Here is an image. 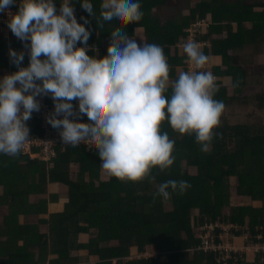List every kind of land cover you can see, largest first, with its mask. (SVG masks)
Masks as SVG:
<instances>
[{
  "label": "trees",
  "instance_id": "trees-1",
  "mask_svg": "<svg viewBox=\"0 0 264 264\" xmlns=\"http://www.w3.org/2000/svg\"><path fill=\"white\" fill-rule=\"evenodd\" d=\"M81 2L72 0V5L78 23L90 32L87 45L78 43L92 47L88 55L107 56L102 40L112 43L114 29L124 27L131 37L135 27H140L145 43L164 49L173 80L177 68L189 70L186 54H178L177 44L186 43L188 29L210 16L207 32L197 30L194 40L205 43L202 52L209 62L216 57L221 60L205 68L217 77L219 91L214 98L225 109L241 105L247 112L244 120L234 124L222 114L208 153L200 150L194 135L181 136L163 123L161 130L175 141V162L164 172L153 169L154 181L122 182L109 176L102 181L98 151L87 148L58 147L51 163L21 153L17 157L0 154V264H90L91 259L96 264H250L243 253H231L223 261L221 251L198 250V234L210 225L231 224L246 227L250 243L264 247V127L255 117L256 107L263 104L243 94L250 77L248 57L243 55L264 43V0H138L144 13L138 23L125 26L114 19L103 22V28L97 23L102 0H90L94 17ZM59 4L55 0V8ZM23 45L20 39H8L0 32V79L18 71L8 55L10 49L17 52ZM95 47H99L98 55ZM28 65L29 56L24 55L19 67ZM228 78L232 94L224 82ZM170 92L171 88L166 95ZM72 166L78 169L76 179ZM232 179L237 185L231 184ZM168 180H183L191 187L183 195L169 189L170 198L164 200L156 192ZM53 185L66 190L63 212L49 215L39 225L21 223L20 217L47 215L48 206L60 202V193H50ZM246 203L261 207L254 209ZM195 212H199L197 219ZM40 225L47 231L42 232ZM220 232L215 231L217 236ZM230 233L242 236V231ZM82 235L92 238L80 243ZM221 242L217 239L218 245ZM148 248L154 257L131 258L132 251L143 255ZM253 264H264V251L254 254Z\"/></svg>",
  "mask_w": 264,
  "mask_h": 264
},
{
  "label": "clouds",
  "instance_id": "clouds-1",
  "mask_svg": "<svg viewBox=\"0 0 264 264\" xmlns=\"http://www.w3.org/2000/svg\"><path fill=\"white\" fill-rule=\"evenodd\" d=\"M14 3L0 0V12ZM70 4L63 0L57 14L53 0H20L18 11L9 14L11 32L30 41L25 45L29 65L19 67L24 53L9 50L18 71L0 79V154L17 157L22 152L30 137L26 122L40 110L36 97L49 94L54 112L47 122L59 130L63 144L83 142L96 149L102 170L122 182L154 181L153 169L164 172L174 164L175 141L161 130L165 122L181 136L194 135L208 153L225 105L214 98L217 77L205 70L208 57L198 44L183 45L189 70L174 80L164 49L138 44L124 27L110 32L107 56H90L85 47H77L87 45L90 32L77 22ZM81 7L95 16L90 0H82ZM143 15L138 0H102L97 23L103 28V22L115 19L127 26ZM80 115L88 122L69 119ZM190 187L183 180H168L156 195L167 200L169 189L183 195Z\"/></svg>",
  "mask_w": 264,
  "mask_h": 264
},
{
  "label": "built area",
  "instance_id": "built-area-1",
  "mask_svg": "<svg viewBox=\"0 0 264 264\" xmlns=\"http://www.w3.org/2000/svg\"><path fill=\"white\" fill-rule=\"evenodd\" d=\"M63 0H60L59 6L56 8L57 14H59L60 7L62 4ZM53 3L55 4V0H53ZM20 4V0H15V3L8 9H5L4 11L0 12V32L7 37L8 39L10 38H17L11 30L8 27V21L10 18L9 14H15L18 11ZM71 7L74 9V15L77 19L78 22V17H77V10L76 8L72 5V0H71ZM194 27H197L194 25ZM195 35V34H194ZM18 39V38H17ZM190 39V38H189ZM188 39V40H189ZM192 41L196 42L193 39ZM24 45L23 47L18 50L17 52H23L24 55L29 56V49L25 47L26 44H30V41H23ZM198 46L200 43H197ZM77 47H80L79 44H77ZM88 51V47H85ZM10 56V54L8 55ZM43 59V57H41ZM12 74L11 72H8L7 75ZM37 83H40L37 81ZM19 85L17 84V87ZM36 99L40 103V110L39 111H34L32 113L31 119H29L26 124L30 130L29 134L30 137L28 139V142L26 143L24 149L22 150L21 154L22 155H30L33 159L39 158L43 160L44 162L51 163L53 159L57 158V153H56V148L60 147L61 149H66L68 147H73L72 145L69 144H63V141L59 135V130L53 128L48 122H47V117L54 112V102L53 99L51 98V95H40L37 96ZM74 105V109L78 111V101L73 100L72 101ZM57 118H62V117H57ZM69 119H76L80 122H88L87 116L86 115H80L77 117H69ZM36 129H39L41 133L35 132ZM74 148H87L89 152H93L96 149H92L91 146L86 145L85 143L81 142L78 146ZM53 164L51 165V167ZM50 167V168H51ZM216 229H220V233L218 236L216 235L215 231ZM231 230L234 231H242V235L246 238V236H249V233L247 229H242L240 227H237L235 225H210L207 228H204L200 231L198 234L199 240H201V245L198 248V250L203 251L205 253L207 252H220L222 254V260L226 261L230 259V254L234 253L237 254L236 251H232L231 248V242L234 240H239L242 236L239 238H236L234 235H232L230 232ZM217 239L222 241L219 245L217 244ZM249 248H253L256 252L258 253L261 251H264V247L260 245H254L250 243L248 246ZM248 248V249H249ZM254 253V254H256ZM250 264H253L251 262Z\"/></svg>",
  "mask_w": 264,
  "mask_h": 264
},
{
  "label": "rangeland",
  "instance_id": "rangeland-1",
  "mask_svg": "<svg viewBox=\"0 0 264 264\" xmlns=\"http://www.w3.org/2000/svg\"><path fill=\"white\" fill-rule=\"evenodd\" d=\"M210 23H211V18H210V16H208V19H205L204 21H201V22H198V23H196L195 25L197 26V27H191V28H189L188 29V31H189V40H187V42L188 41H192L191 39H193V37H194V34L196 35V32H197V30H199L201 33H206L207 32V28H208V26L210 25ZM0 26H1V24H0ZM199 26V27H198ZM14 35V34H13ZM263 43V42H262ZM185 43H179V44H177L178 45V48H177V52H178V54L180 55V54H184V52H183V45H184ZM204 47H205V43H200L199 44V48H200V50L201 51H203V49H204ZM173 51H174V47H172L171 48V50H170V53H173ZM262 52H264V46L263 47H259L258 49H256L255 51L253 50V48H249L248 50H247V52L246 53H248V55H243V56H247L248 57V61H247V63H252V65L254 66H257V67H259V68H261V69H263V67H264V62H263V59L264 58H262V57H259L260 55H259V53H262ZM259 55V56H258ZM258 56V57H257ZM212 60V59H211ZM215 65L216 63H215V61L213 62V63H211V62H209L208 61V63L206 64V66H205V68H208L209 67V65ZM212 65V66H213ZM254 66V67H255ZM252 67V66H251ZM180 71H182V70H179V69H176V72L177 73H179ZM224 82H225V84H228V85H226L227 87H228V89H229V92L232 94V92H233V89H232V86H231V80L228 78V79H226V80H224ZM254 85L253 84H249V85H245V88H244V90H243V94L244 95H254V94H256V93H259L260 92V90L261 89H254V87H253ZM247 108L246 107H242L241 105L240 106H238V107H236V106H234V105H232V106H230V107H227L226 109H224V112H223V115H224V117H225V119H227L228 121H230V123L231 124H234V123H236L238 120L240 121V120H244L243 118V114H245L247 111ZM242 117V118H241ZM257 119H258V122L260 123V124H262V119H264V113L262 112V111H258V113L256 114V116H255ZM71 171H72V178L73 179H76V174H77V172H78V169H77V167L76 166H72V168H71ZM102 181H105V180H107L108 179V176L106 175V173L102 170V174H101V178H100ZM231 184L234 186V185H237V182H236V180H233L232 179V181H231ZM62 190H59V189H54V188H51L50 187V193H53V192H58V193H60V196H61V198H60V203L59 204H61V205H63V204H65V202L67 201V198H66V190L64 189V188H61ZM3 191H2V189H0V193H2ZM233 194H235V191H233ZM47 198V197H46ZM45 198V199H46ZM232 204L233 205H235L236 204V201H235V198H233V200H232ZM247 204V205H246ZM245 204V206H248V205H250V207H252V208H254V209H258V208H260L261 206L259 205L258 206V204H253V203H251V204H248V203H246ZM62 208H57V207H54L53 205H49L48 206V214L47 215H45L46 216V218H44V219H47L48 218V216L49 215H51V214H53V213H56L57 211H59V210H61ZM169 208L168 207H166V210H168ZM6 213H7V211H4V213L2 214V216H4V215H6ZM193 217L195 218V219H197L198 217H199V212H195L194 213V215H193ZM0 218H2V217H0ZM42 219V218H41ZM31 221V220H30ZM27 222H29V220L27 219ZM33 223H38V224H40V219L39 218H37V221L36 220H33ZM40 229L42 230V231H44V232H46L47 231V227L46 226H44V225H40ZM244 230L245 229H247L246 227H244L243 228ZM92 233H94V231L92 232ZM92 238V235H89L88 236V239L90 240ZM87 240V238L86 239H84V240H81V242L80 243H87L88 242V240ZM231 248H232V251H236V253L238 254V253H245L244 255H246V257H245V262H249V263H251V262H253V259H254V253H256V252H254L255 250L252 248H249L248 246L250 245V240H249V236L247 235L246 236V238L242 235V237L239 239V240H234V241H232L231 243ZM249 248V249H248ZM259 252V251H258ZM247 255H249V257H250V261H249V257H247ZM141 257V255L139 256V255H136V253L134 252V251H132V254H131V258H140ZM146 257H154V254L153 255H151V256H146ZM247 258H248V260H247ZM89 263L90 264H96V261L94 260V259H91L90 261H89Z\"/></svg>",
  "mask_w": 264,
  "mask_h": 264
},
{
  "label": "crops",
  "instance_id": "crops-1",
  "mask_svg": "<svg viewBox=\"0 0 264 264\" xmlns=\"http://www.w3.org/2000/svg\"><path fill=\"white\" fill-rule=\"evenodd\" d=\"M96 37H98L99 38V33L97 32L96 33ZM131 38H133V39H135L136 40V42L138 43V44H141L142 45V43L144 42L145 43V38H144V35H143V30H142V28H140V27H135V29H134V34H133V36H131ZM111 44V42H110V39H103L102 40V47L103 48H107L108 49V46ZM263 46H264V43H263ZM89 49H88V51L89 50H91V46H87ZM94 53L96 54V55H98V53H99V47H95L94 48ZM171 54H174V51H173V53H171ZM260 55V56H259ZM259 57H262V58H264V52H262V53H259ZM257 56V57H258ZM215 61V65H219L220 63H221V60L219 59V58H212V60H210V62L211 63H213ZM263 62H264V59H263ZM249 64V63H248ZM213 65V64H212ZM212 65H209V66H212ZM252 66V67H251ZM255 66V65H254ZM253 65H252V63H250L249 64V66H248V68H249V70H250V77H249V79H248V83L246 84V85H249V84H253L254 86V89H261L260 90V92L259 93H256V94H254V95H249L250 97H253V98H255V101H261V104H263L262 105V108H258V107H256L257 108V110H259V111H262L263 113H264V67H263V69H261V68H259V67H257V66H255L254 67ZM177 69H179V70H182V69H180V68H177ZM8 73V72H7ZM7 73H6V75H7ZM176 76H178V73L176 72ZM260 124V123H259ZM260 125H262L263 127H264V121H263V123L262 124H260ZM263 132H264V128H263ZM51 188H54V189H59V190H62L61 189V187L59 186V185H53V186H50ZM51 192V191H50ZM53 193H56V192H53ZM52 194V193H51ZM60 203V202H59ZM50 204V205H53L54 207H57V208H62L61 210H59V211H57L56 213H61V212H63V209H64V206H65V204L67 203V201L65 202V204H63V205H61V204ZM253 204H256V203H253ZM247 205V204H246ZM53 214H55V213H53ZM37 218H39L40 219V221L41 220H43L44 218H46V216L45 215H39V216H30V217H20V221H21V223H27V219L29 220V223H33V220H36L37 221ZM42 218V219H41ZM31 220V221H30ZM34 224H36V223H34ZM36 225H39L38 223L36 224ZM42 231V230H41ZM42 232H44V231H42ZM88 236L89 235H82L81 236V240H84V239H86L87 238V240L89 241V239H88ZM86 240V241H87ZM81 242V241H80ZM84 243V242H83ZM86 243V242H85ZM154 253H153V251L150 249V248H148L147 249V251L145 252V254H143V255H141V257H146V256H151V255H153ZM245 254V253H244ZM140 256V255H139ZM245 257H246V255H245ZM247 257H249V255H247ZM247 260H248V258H247ZM249 261H250V257H249Z\"/></svg>",
  "mask_w": 264,
  "mask_h": 264
}]
</instances>
